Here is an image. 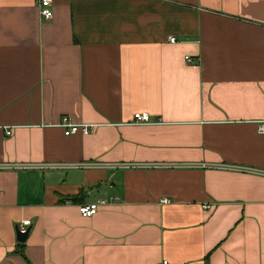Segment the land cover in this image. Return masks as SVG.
Returning <instances> with one entry per match:
<instances>
[{
	"label": "crops",
	"instance_id": "obj_1",
	"mask_svg": "<svg viewBox=\"0 0 264 264\" xmlns=\"http://www.w3.org/2000/svg\"><path fill=\"white\" fill-rule=\"evenodd\" d=\"M51 10L0 0V264H264V0Z\"/></svg>",
	"mask_w": 264,
	"mask_h": 264
},
{
	"label": "built area",
	"instance_id": "obj_2",
	"mask_svg": "<svg viewBox=\"0 0 264 264\" xmlns=\"http://www.w3.org/2000/svg\"><path fill=\"white\" fill-rule=\"evenodd\" d=\"M51 2L52 0H36V5H37V11L40 15V17L44 18V19H48L52 16V10H51ZM168 41H174V36L169 35L168 37ZM184 58L186 61H190L191 57L189 55H184ZM147 119V113L146 112H135L133 113V122L134 123H143V121H145ZM59 126L62 127V132L64 134H71V133H75L78 132L80 134H86L88 132H90L94 125L91 122H77V121H73L72 119L70 120V118L68 116H61L60 120L57 123ZM256 131L259 132H264V118L259 119V121L256 122ZM5 133L8 134L10 133V129H6ZM26 165V164H25ZM31 166H38L41 167L42 165L36 164H29ZM26 165V166H29ZM23 166V164L21 163H2L0 164V167H7V168H15V167H21ZM116 199V198H115ZM162 201H166V197H162L161 198ZM105 202V199L102 198H97L94 201H90L87 204H78L77 205V210L79 211V213L82 216H89L92 213L95 212V210L99 207V206H103V203ZM207 206V205H205ZM29 225V220L28 219H22L20 221L17 222V224H15L14 228H17L19 231L23 232L25 231V227H27ZM157 264H169V262L167 261V259L163 258L162 260H160L159 262H157Z\"/></svg>",
	"mask_w": 264,
	"mask_h": 264
},
{
	"label": "water",
	"instance_id": "obj_3",
	"mask_svg": "<svg viewBox=\"0 0 264 264\" xmlns=\"http://www.w3.org/2000/svg\"><path fill=\"white\" fill-rule=\"evenodd\" d=\"M26 229H25V231H23V232H21V231H19L17 228H15V240L17 241H23L24 239H25V237H26V235H27V233H28V231H29V228H28V226L27 227H25Z\"/></svg>",
	"mask_w": 264,
	"mask_h": 264
},
{
	"label": "trees",
	"instance_id": "obj_4",
	"mask_svg": "<svg viewBox=\"0 0 264 264\" xmlns=\"http://www.w3.org/2000/svg\"><path fill=\"white\" fill-rule=\"evenodd\" d=\"M204 264H207V262H204Z\"/></svg>",
	"mask_w": 264,
	"mask_h": 264
}]
</instances>
